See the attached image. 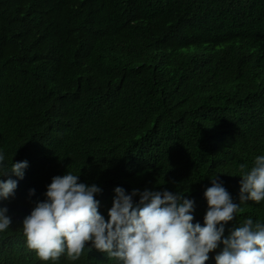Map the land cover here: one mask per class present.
Here are the masks:
<instances>
[{"label":"trees","instance_id":"1","mask_svg":"<svg viewBox=\"0 0 264 264\" xmlns=\"http://www.w3.org/2000/svg\"><path fill=\"white\" fill-rule=\"evenodd\" d=\"M0 152L9 170L28 162L0 177L18 181L0 200V264H53L27 249L23 219L68 170L102 189L106 220L116 187L167 189L203 226L211 177L239 203V165L264 155V0H0ZM241 207L224 238L264 222V201ZM55 264L118 261L86 246Z\"/></svg>","mask_w":264,"mask_h":264},{"label":"clouds","instance_id":"2","mask_svg":"<svg viewBox=\"0 0 264 264\" xmlns=\"http://www.w3.org/2000/svg\"><path fill=\"white\" fill-rule=\"evenodd\" d=\"M4 161L0 152V177L24 178L27 161L13 163L10 170ZM239 172V203L219 180L222 173L211 177L212 186L204 192L208 210L202 226L193 223L195 201L184 191L167 189H134L129 194L116 187L106 220L96 199L102 189L79 182V175L68 170L52 178L46 198L23 219L26 247L39 260L53 264L63 255L79 260L86 246L118 264H207L209 254L222 243L216 264H264V222L248 217L224 238L225 225L243 213L242 204L264 201V155L255 158L250 170L240 164ZM17 187V180L0 179V200L15 198ZM29 195H35V189ZM8 212L7 206L0 207V233L13 223Z\"/></svg>","mask_w":264,"mask_h":264}]
</instances>
